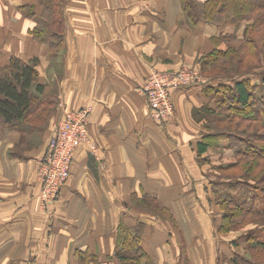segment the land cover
I'll use <instances>...</instances> for the list:
<instances>
[{
	"label": "crops",
	"instance_id": "1",
	"mask_svg": "<svg viewBox=\"0 0 264 264\" xmlns=\"http://www.w3.org/2000/svg\"><path fill=\"white\" fill-rule=\"evenodd\" d=\"M9 1L0 0V64L13 56L39 60L37 72L50 100L59 104L57 114L61 105L70 111L90 107L88 130L95 151L88 145L77 149L70 177L48 217L40 210L37 174L47 135L34 139L43 129L30 132L29 138L25 131L2 132L0 264H79L77 252L92 258L89 264H117L106 257L113 256L121 219L145 222V250L158 248L153 252L159 255L157 264H180V250L186 247L160 248L165 224L176 238L180 229L187 244L194 235L190 231L211 236L210 247L216 243L206 209L203 214L190 209L171 222L135 214L130 205L132 188L156 195L174 214L175 201L191 203L189 189L206 180L195 162L196 144L205 131L192 117L208 101L201 87L173 91L175 114L160 126L150 120L147 99L138 89L150 68L194 65L199 54L212 48L213 28L182 24L179 0H66L68 8L56 16L62 55L48 65L45 59L59 47L50 50L33 41L28 19L10 9ZM18 1L34 6L37 14L47 5L46 0ZM55 35L48 29L49 39ZM181 223L191 224L190 229ZM190 245L188 263L215 264V254L211 261L205 258L212 248L203 255L204 250L197 253Z\"/></svg>",
	"mask_w": 264,
	"mask_h": 264
},
{
	"label": "trees",
	"instance_id": "2",
	"mask_svg": "<svg viewBox=\"0 0 264 264\" xmlns=\"http://www.w3.org/2000/svg\"><path fill=\"white\" fill-rule=\"evenodd\" d=\"M179 1L192 26L202 23L213 28L215 32H220L218 37L209 38L212 44L209 52L198 56L196 64L203 75L208 76L214 71L216 73L209 80L213 81L210 85L200 86L208 101L192 111L193 120L200 123L205 131L196 144L195 162L206 178L204 195L209 205L208 212L212 216L213 224L220 218L217 225L215 224V233L220 237V243L211 245L219 254L216 264H264V0ZM46 3L40 14L36 13L34 6L26 3L19 5L18 11L23 18L32 21L27 30L31 39L43 43L51 50L60 42V38L56 36L55 40L47 37L49 24L52 25L54 21V26L57 25L55 16L59 15L60 5L58 0H46ZM228 26L234 27L235 31L222 35ZM240 29L241 32L238 33ZM248 59L251 61L247 62ZM7 61L0 64V137L5 129L25 131L28 134L43 129L47 121L50 123L56 106L50 110L54 102L50 104L51 101L46 99L48 88L40 81L37 72L39 60L32 57L24 61L13 56ZM219 61L224 62L221 64ZM242 68L246 71L240 73ZM253 79L257 80L256 84ZM227 94L228 100L225 101L232 100L236 107H224L226 102L223 98ZM243 109L253 110L254 121L259 123V127L261 125L260 128L257 126L260 130L258 134L253 132L247 135L251 140L233 135L230 131L214 132L218 124L225 123L227 128L231 127V120L251 121L248 111L245 110L243 115L238 114L237 110ZM81 110L83 108L79 109ZM165 122L167 120L156 125L160 126ZM212 151L228 152L232 155V160L228 164L218 163L211 166L210 162L213 160L208 162V156L212 155ZM232 170L235 174L230 178L221 177ZM213 175H219L220 178L212 181ZM147 197L156 203V207L152 208L148 202H144L145 210L160 221L173 222L175 216L177 218L189 213L190 209L183 201H176V205L180 203L187 208L176 209L173 214L170 205L159 203L156 195ZM196 211L203 214L205 208L201 207ZM248 225L251 228L246 233L239 234L238 231H243ZM145 226V222L140 219L131 224L121 219L117 226L113 256H107L106 259L115 260L117 264H157L153 253L156 249L145 250ZM162 229L166 231L167 241L169 236L172 237V232L166 224ZM192 233L196 234L194 231ZM184 242L186 247L185 250H180V264H190L187 246L194 241L192 239L189 244L185 240ZM160 245L162 248L166 246V242ZM77 253L79 264L91 263L92 258L81 252ZM95 261L96 259L92 260Z\"/></svg>",
	"mask_w": 264,
	"mask_h": 264
},
{
	"label": "rangeland",
	"instance_id": "3",
	"mask_svg": "<svg viewBox=\"0 0 264 264\" xmlns=\"http://www.w3.org/2000/svg\"><path fill=\"white\" fill-rule=\"evenodd\" d=\"M18 1V0H17ZM58 2H59V5H60V7H59V12H60V10H61V8L63 7V8H68V6L66 5L67 4V1L65 0V2H64V0H58ZM9 3V8L10 9H12L13 11H15V12H17V13H19L20 15H21V13L18 11V8H19V5L21 6H23V4H21V3H19V1L17 2V3H14V2H12V1H9L8 2ZM14 5V6H13ZM65 6V7H64ZM180 8H181V6H180ZM182 14H183V21H182V24L184 23V24H187V25H189L190 27H194V26H192L190 23H189V21H188V18H187V16H186V14H185V12L182 10V8H181V11H180ZM57 15V14H56ZM21 17H22V15H21ZM55 18H56V16H55ZM28 21V29H29V26H30V20L28 19L27 20ZM52 21V20H51ZM50 21V22H51ZM53 23H54V21H53ZM52 23V25L51 24H49V27H50V29L49 30H51V31H56V33L58 34V35H55V36H57V38H60L61 36H60V33H61V31H59V30H56V27L58 26V24L57 25H55L54 26V24ZM198 24H202V23H197V25ZM196 25V26H197ZM188 26V27H189ZM195 26V27H196ZM243 26V25H242ZM206 27H208V26H206ZM228 27H232V26H228ZM210 28V27H209ZM233 28V27H232ZM229 31V30H228ZM233 32L235 31V28H234V30H232ZM232 32V33H233ZM241 32V29L240 30H238V33H240ZM232 33H226V34H232ZM222 35H226L224 32H222L221 33ZM220 35V32L219 31H217V32H215V31H213L212 33H211V35H209L210 37H212V36H214V37H218ZM60 46V44L58 45V47ZM58 50L59 51H55L54 53H55V55H54V53L52 54H49V57H47V59H45L46 60V63L48 64V65H51V64H54V63H56L57 62V60H59L58 58L59 57H57V55L58 56H60V55H62V49H61V47H59L58 48ZM207 52H209V51H206V52H203V53H201V54H199V57L200 56H202L203 54H205V53H207ZM59 53V54H58ZM51 55V56H50ZM54 55V56H53ZM64 55V54H63ZM197 59L198 58H196L195 59V63H194V65H184L183 67H180V68H178V69H170V70H166V71H162V70H158V69H152V68H150L149 69V71H150V73L148 74V76L144 79V82L142 83V86L138 89V91H139V94L142 96V97H144L145 99H147V97H146V92H145V88H146V86H147V83H148V81H149V79H150V77L151 78H153L154 77V74H156V73H164V74H167V75H170V74H174V73H177V72H181L182 70L181 69H183V68H187V69H189V71L190 72H195V73H198V74H200L199 76H198V78L200 77V78H202V81H199V82H194V83H191V84H187V85H185V86H180L179 84H176V85H174V86H171L170 88H168L167 89V99L169 100V102H170V106H172V109H173V113H174V110H175V105H174V101H173V99H172V92L174 91V90H179V91H182V90H185V89H189V88H191V87H193V86H204V85H210V82H213V81H209L210 79H211V77L213 76V75H215L214 73H216L215 71L213 72V73H211V74H209L208 76H206V75H203L202 73H201V70L200 69H198V66H197V64H196V62H197ZM229 59V58H228ZM228 59L226 60V61H228ZM52 60L53 61H55V62H52ZM225 61V62H226ZM251 60H247V62H250ZM8 62V61H7ZM6 62V63H7ZM221 62V64L224 62V61H219V63ZM254 67V66H253ZM60 70L61 69H59L58 71H56V73H60ZM256 70H260V69H256ZM262 70H264L263 68H262ZM242 71H246V70H244L243 68L240 70V73H242ZM237 74V73H236ZM228 75H230V73L228 74ZM229 79V78H228ZM225 80V79H224ZM254 80V84H256V81L257 80H255V79H253ZM225 82V81H224ZM256 86V85H255ZM46 99L47 100H49V102L51 101L50 100V97H49V95L48 94H46ZM224 99V101L225 100H228V94L227 95H225V97L223 98ZM226 102V104L224 103V107H229L230 106V108L231 107H236L235 105V103L234 102H232V100H230V101H225ZM53 103V101H51V103L50 104H52ZM147 103H148V108H149V101H148V99H147ZM53 106H51L50 107V110H52V108L53 107H55L56 106V108H57V106L59 105L58 103H53L52 104ZM55 105V106H54ZM87 109H90V107H86ZM86 108H83V110H85ZM83 110H81V111H83ZM91 110V109H90ZM246 110V109H245ZM244 109L243 110H237L238 111V114L239 115H243V114H245L246 113V111H248L249 112V115L250 116H248L249 118H251V121H249V122H247V121H237V120H231V122L229 123L230 125H231V127H229V128H227L226 127V125H225V123H222V124H216L217 125V130H215L214 132H218V133H220V132H231L233 135H237V136H243V137H245L246 139H250V137L248 138L247 137V135L249 136L251 133H253V132H256V134H258L259 133V131L260 130H258L257 129V126H258V124H256V121H254V111L253 110H251V109H249V110H246L245 111ZM68 112H70V113H80V111L79 110H73V111H70V110H66V109H64L63 108V105H61L60 106V112L58 113V114H56V118L54 117V115L52 116V118L50 119V123H48V121H47V124L46 125H44L45 127H43V133L41 134L39 131H37V132H35V134H39L38 136H35L34 137V135L35 134H33V136H31L32 138L34 137V139H40V138H42L43 136H44V134L45 135H47V137H46V151H45V153H44V155L47 153V151H48V149L50 148V144H51V142H52V140L57 136V128H58V124L60 123V121L62 120V115L63 114H65V113H68ZM90 113V112H89ZM148 116L150 115L149 114V109H148ZM175 114V113H174ZM232 114V113H231ZM89 115V114H88ZM174 116V115H173ZM172 116V117H173ZM172 117H169V114H167V118H164L163 120H169V119H171ZM149 118H150V116H149ZM150 120L153 122V123H155V124H158L159 122H157L156 123V121L154 120H152L151 118H150ZM163 120H161V121H163ZM88 123H89V116H88ZM160 121V122H161ZM88 123L86 124V130H87V140L89 141V130H88ZM211 124H213V125H215L214 123H211ZM260 127H261V125H260ZM259 126H258V128H260ZM25 137L26 138H29L30 136H29V134L28 135H25ZM251 140V139H250ZM251 142V141H250ZM257 143V142H256ZM259 143H261V145H262V142H259ZM82 145H85V144H82ZM79 146H81V145H79ZM18 149H20V147L19 146H16ZM22 148H24L22 145H21V149ZM78 148V147H77ZM76 148V149H77ZM245 148V147H244ZM75 149V150H76ZM254 151V153H256L255 152V149L253 150L252 149V152ZM213 152V153H212ZM212 152H210L212 155H209L208 157V162H210L211 160H213V162H210V165L212 166V165H216V164H218V163H224V164H228V162H230V160H232V155L231 154H229L228 152H224V151H221V152H219V151H212ZM44 155L42 156V157H44ZM41 157V158H42ZM223 157V158H222ZM40 158V159H41ZM39 159V160H40ZM211 163H214V164H211ZM71 166V165H70ZM40 168H41V160L39 161V168H38V173H39V171H40ZM216 168V167H215ZM70 169H71V167H70ZM211 169V168H210ZM212 170V169H211ZM215 171H216V169H215ZM37 173V174H38ZM230 173V174H229ZM229 173H227V174H223V176H221V177H223V178H230L231 176H233V174H235V172H234V170H232L231 172H229ZM219 175H213V177H212V181H217V177H218ZM218 178H220V177H218ZM38 181H39V174H38ZM205 181V180H204ZM204 181L202 180L201 182L200 181H198V183L199 184H197V187H196V185H193V188H192V190H190L189 189V192H191L192 191V193H193V201L191 202V203H189L188 205H187V207L189 208V209H194V210H198L199 208H205L206 210H208V207H209V205H208V203H207V198H205V195H204V185H203V183H204ZM66 182H67V180H66ZM66 182H65V184L62 186V187H64L65 185H66ZM39 183H40V181H39ZM40 186H41V183H40ZM61 187V188H62ZM184 187V186H183ZM42 189V188H41ZM63 189V188H62ZM61 189V190H62ZM61 190H60V193H61ZM131 190H132V192H131V199H130V205L132 206L131 207V210H132V212L133 213H135V214H139V215H142V216H144V217H148V218H153V217H151L152 215L151 214H149V212L147 213V211L145 210V208H144V202H148L149 204H150V206L153 208V207H156V203L155 202H153L152 200H149V198L147 197V196H145L143 193H141V192H137L135 189H132L131 188ZM41 192V191H40ZM60 193L56 196V199L54 200V203H56V201H57V199L59 198V196H60ZM41 194V193H40ZM146 200V201H145ZM208 205V206H207ZM51 207H52V205L50 206V207H48V209H46V211H43L42 209H40V210H42L43 211V213H44V215H46V214H48V217L50 216L49 215V212H51ZM187 207H184L183 205H181L180 203L178 204V205H176V201H175V208L177 209V210H182V209H186ZM147 209V208H146ZM130 210V209H129ZM188 211V210H187ZM210 211V210H209ZM150 215V216H149ZM122 216L123 215H121L120 214V217L122 218ZM125 216V215H124ZM220 220V218H218V221ZM147 221H148V219H147ZM210 221H211V224H212V226H213V228H214V232L212 233V239L213 240H215V242H216V244H219L220 243V240H219V238L220 237H218L217 236V234L215 233V230H216V226H215V224L217 225V223H218V221L217 222H215V224H213L212 223V216L210 217ZM181 226L184 228V229H187V227H188V229H190V227H191V224L190 225H188V226H186V225H184L183 223H181ZM249 228H251V225H248L247 227L245 226V229H243V231H238L239 232V234H243V233H246L248 230H249ZM179 231L177 232V238L176 237H174L175 235H176V233L171 237V236H169L168 238H167V241H165V232L166 231H163L164 232V234H163V236H162V238H161V243L162 242H166V246L167 247H174V246H178V247H182V246H184L185 245V242H184V238H183V234H182V231L180 230V229H178ZM239 230V229H238ZM144 231H145V229H144ZM195 232V231H194ZM190 233H192V231H190L189 232V234ZM196 233V232H195ZM191 235H189V237H190ZM191 237H193V241L195 242V244L192 246V248L198 253V251L199 252H201V251H203L204 250V254L203 255H205L206 253H207V250L209 249L210 250V246H209V238L211 237V236H207L205 233L203 234V232H201L199 235H197V234H194V235H192ZM190 237V238H191ZM223 238H225V236H222ZM228 238V237H227ZM152 240L154 241V242H156L157 243V240H158V238L157 237H152ZM157 249L158 248H156V250H154V252L155 251H157ZM216 255V258L215 259H217L218 260V257L217 256H219V254L213 249V253H209L208 255L210 256V258H207V257H205L206 259H208V261H211V259H212V255ZM130 255H133V252H130ZM155 256H156V258H158L159 257V255H158V253H155ZM199 257V256H198ZM217 262H216V260H215V264H216Z\"/></svg>",
	"mask_w": 264,
	"mask_h": 264
},
{
	"label": "built area",
	"instance_id": "4",
	"mask_svg": "<svg viewBox=\"0 0 264 264\" xmlns=\"http://www.w3.org/2000/svg\"><path fill=\"white\" fill-rule=\"evenodd\" d=\"M181 70V72L170 75L156 73L147 83L145 94L149 101V116L156 123L167 118V114L169 117L174 115L167 99L168 88L176 84L185 86L202 81V78H198L200 74L190 72L186 67ZM89 112L90 109L86 108L80 113L63 114L56 130L57 136L52 140L47 153L40 159L41 168L38 174L42 189L39 194V203L43 211L54 203L61 187L68 180L75 149L85 144L89 146L91 152L95 151L90 139L87 140L86 124Z\"/></svg>",
	"mask_w": 264,
	"mask_h": 264
},
{
	"label": "bare ground",
	"instance_id": "5",
	"mask_svg": "<svg viewBox=\"0 0 264 264\" xmlns=\"http://www.w3.org/2000/svg\"><path fill=\"white\" fill-rule=\"evenodd\" d=\"M69 173H70V170H69ZM71 174V173H70ZM70 174H69V177H70ZM69 177H68V179H69Z\"/></svg>",
	"mask_w": 264,
	"mask_h": 264
}]
</instances>
